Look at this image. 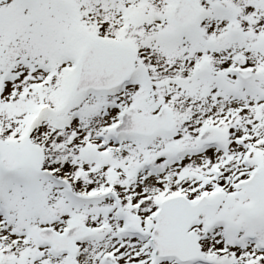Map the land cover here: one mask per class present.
<instances>
[{
	"label": "snow or ice",
	"instance_id": "snow-or-ice-1",
	"mask_svg": "<svg viewBox=\"0 0 264 264\" xmlns=\"http://www.w3.org/2000/svg\"><path fill=\"white\" fill-rule=\"evenodd\" d=\"M0 264H264V0H0Z\"/></svg>",
	"mask_w": 264,
	"mask_h": 264
}]
</instances>
